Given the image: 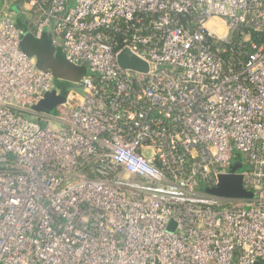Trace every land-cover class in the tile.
I'll use <instances>...</instances> for the list:
<instances>
[{
	"label": "built area",
	"instance_id": "obj_1",
	"mask_svg": "<svg viewBox=\"0 0 264 264\" xmlns=\"http://www.w3.org/2000/svg\"><path fill=\"white\" fill-rule=\"evenodd\" d=\"M46 26L85 68L55 118L22 48ZM237 162L252 197L209 192ZM257 262L264 0H0V264Z\"/></svg>",
	"mask_w": 264,
	"mask_h": 264
},
{
	"label": "water",
	"instance_id": "obj_2",
	"mask_svg": "<svg viewBox=\"0 0 264 264\" xmlns=\"http://www.w3.org/2000/svg\"><path fill=\"white\" fill-rule=\"evenodd\" d=\"M29 39L24 42L23 50L32 56H36L38 59L43 54H39V51L34 49L36 43L40 45L41 39H33L31 35H28ZM49 41L52 44L51 37ZM37 40V41H36ZM53 46V45H52ZM41 47V45H40ZM63 55V54H62ZM39 61V60H38ZM119 64L125 68H131L134 70L147 71L148 65L137 58L135 55L130 53L128 50H124L118 58ZM66 98V88L65 85H62L61 93L56 94L55 91H51L45 94L44 99L36 106L34 110L37 112H47L52 113L55 111L56 107L65 101ZM245 166L241 162L233 163L230 168V173L220 176L218 186L215 188L208 189L209 192L227 196V197H238V198H249L252 197V192L246 190L243 186V179L238 172H241ZM255 264H263L262 262H257Z\"/></svg>",
	"mask_w": 264,
	"mask_h": 264
},
{
	"label": "rangeland",
	"instance_id": "obj_3",
	"mask_svg": "<svg viewBox=\"0 0 264 264\" xmlns=\"http://www.w3.org/2000/svg\"><path fill=\"white\" fill-rule=\"evenodd\" d=\"M17 12V17H16V23L17 26L20 29H23L24 31L27 30V20L25 18H22L20 15L19 11ZM51 31V26H46L45 27V32H50ZM29 39V37H23V43L25 41H27ZM34 49L39 51V54H42L41 51L42 47H40V45L38 43H36V45L34 46ZM51 50V56L50 58L46 57V55L49 53L48 50H45V52L43 51V54L40 56V58L37 60H39L41 63L45 64L47 63V69L49 71H51L55 77L59 80L60 83H63V85H65V88H69V87H74L76 86L77 81L81 78V76L83 75V73L85 72V68H81V67H76L74 65H71L70 63H68L63 55L62 52L56 48L53 47ZM44 55V56H43ZM81 88L78 89V91H80ZM49 115L52 118H55L57 116V111L55 110L52 113H49ZM58 122L56 120H53L52 126H57Z\"/></svg>",
	"mask_w": 264,
	"mask_h": 264
},
{
	"label": "crops",
	"instance_id": "obj_4",
	"mask_svg": "<svg viewBox=\"0 0 264 264\" xmlns=\"http://www.w3.org/2000/svg\"><path fill=\"white\" fill-rule=\"evenodd\" d=\"M31 25V24H30ZM25 35H31L32 36V38L35 40L36 38H34V36L32 35V33L30 32V31H28V33H26ZM29 37V36H28ZM49 37H51L50 36V34H49V32H45V34L43 35V39H41V40H39L40 41V45H41V47H42V50L45 52V50H48L49 51V53L46 55V57H48V58H50V56H51V53H52V51L53 50H51L54 46H52L53 44H51L50 43V41H49ZM37 41V40H36ZM44 56V55H43ZM38 64H39V66H40V64H41V62L40 61H38ZM40 67H42V66H40Z\"/></svg>",
	"mask_w": 264,
	"mask_h": 264
},
{
	"label": "trees",
	"instance_id": "obj_5",
	"mask_svg": "<svg viewBox=\"0 0 264 264\" xmlns=\"http://www.w3.org/2000/svg\"><path fill=\"white\" fill-rule=\"evenodd\" d=\"M29 27H30V26H29ZM30 28H31V27H30ZM24 37L26 38V37H28V35H25ZM23 44H24V43L22 42V46H23ZM22 48H23V47H22ZM40 66H42L41 68H43V69H47L48 64H47V63H45V64L41 63ZM62 84H63V83H61V85H62Z\"/></svg>",
	"mask_w": 264,
	"mask_h": 264
}]
</instances>
